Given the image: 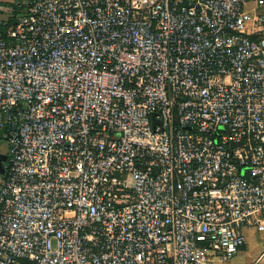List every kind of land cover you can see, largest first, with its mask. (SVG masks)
Listing matches in <instances>:
<instances>
[{"label":"built area","instance_id":"1","mask_svg":"<svg viewBox=\"0 0 264 264\" xmlns=\"http://www.w3.org/2000/svg\"><path fill=\"white\" fill-rule=\"evenodd\" d=\"M0 139V264L233 258L264 232V0H27Z\"/></svg>","mask_w":264,"mask_h":264},{"label":"crops","instance_id":"2","mask_svg":"<svg viewBox=\"0 0 264 264\" xmlns=\"http://www.w3.org/2000/svg\"><path fill=\"white\" fill-rule=\"evenodd\" d=\"M27 0H0V26H10L26 12ZM7 153L0 152V155ZM1 176V175H0ZM246 243L233 258L215 264H264V232L254 228L243 230Z\"/></svg>","mask_w":264,"mask_h":264},{"label":"water","instance_id":"3","mask_svg":"<svg viewBox=\"0 0 264 264\" xmlns=\"http://www.w3.org/2000/svg\"><path fill=\"white\" fill-rule=\"evenodd\" d=\"M7 161V154L0 155V175L4 173V164Z\"/></svg>","mask_w":264,"mask_h":264},{"label":"rangeland","instance_id":"4","mask_svg":"<svg viewBox=\"0 0 264 264\" xmlns=\"http://www.w3.org/2000/svg\"><path fill=\"white\" fill-rule=\"evenodd\" d=\"M0 152L5 153L6 152V143L0 139Z\"/></svg>","mask_w":264,"mask_h":264}]
</instances>
